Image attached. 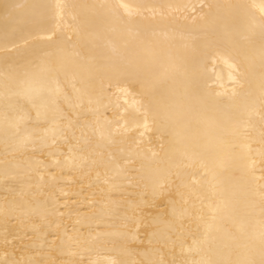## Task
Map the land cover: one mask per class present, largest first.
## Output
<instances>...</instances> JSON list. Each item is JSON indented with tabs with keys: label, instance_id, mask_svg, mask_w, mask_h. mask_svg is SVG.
<instances>
[{
	"label": "bare ground",
	"instance_id": "bare-ground-1",
	"mask_svg": "<svg viewBox=\"0 0 264 264\" xmlns=\"http://www.w3.org/2000/svg\"><path fill=\"white\" fill-rule=\"evenodd\" d=\"M262 9L0 0V264H264Z\"/></svg>",
	"mask_w": 264,
	"mask_h": 264
},
{
	"label": "snow or ice",
	"instance_id": "snow-or-ice-1",
	"mask_svg": "<svg viewBox=\"0 0 264 264\" xmlns=\"http://www.w3.org/2000/svg\"><path fill=\"white\" fill-rule=\"evenodd\" d=\"M57 7H60V5H57ZM262 11H264V9H262Z\"/></svg>",
	"mask_w": 264,
	"mask_h": 264
}]
</instances>
